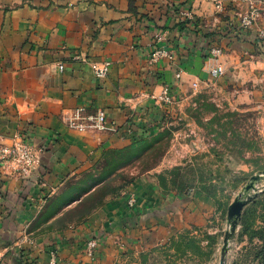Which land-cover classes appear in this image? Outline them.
Returning a JSON list of instances; mask_svg holds the SVG:
<instances>
[{"label":"crops","instance_id":"obj_1","mask_svg":"<svg viewBox=\"0 0 264 264\" xmlns=\"http://www.w3.org/2000/svg\"><path fill=\"white\" fill-rule=\"evenodd\" d=\"M245 8V0H224L221 12L204 0H0V145L18 133L41 150L39 166L27 176L0 170V264H49L51 250L56 264H115L137 239L165 236L159 225L148 229L153 218H202L201 196L161 198L140 185L132 206L128 195L119 196L85 224L17 245L23 234L31 238L26 227L46 198L63 193L105 150L159 126L171 106L149 92L168 84L175 98L185 81L209 78L210 47L222 50L225 73L218 79L264 78V39L257 36L264 12L257 26L242 29L236 13ZM158 45L174 60L149 63ZM103 60L110 62L109 73L97 79L92 64ZM79 105L91 113L103 109L115 130L70 129L68 115ZM88 238L97 241L92 258L84 254Z\"/></svg>","mask_w":264,"mask_h":264},{"label":"rangeland","instance_id":"obj_2","mask_svg":"<svg viewBox=\"0 0 264 264\" xmlns=\"http://www.w3.org/2000/svg\"><path fill=\"white\" fill-rule=\"evenodd\" d=\"M184 84L159 126L139 142L105 150L63 193L46 198L26 227L31 238L23 234L18 242L85 224L141 185L161 198L199 195L206 208L192 221L153 218L148 229L159 225L165 236L137 239L115 264H262L255 255L264 243V178L248 192L242 224L240 214L223 255L221 249L229 205L264 170V78L255 83L230 74Z\"/></svg>","mask_w":264,"mask_h":264},{"label":"built area","instance_id":"obj_3","mask_svg":"<svg viewBox=\"0 0 264 264\" xmlns=\"http://www.w3.org/2000/svg\"><path fill=\"white\" fill-rule=\"evenodd\" d=\"M214 4L216 10L221 12L224 7V0H204ZM246 8L239 10L237 14L238 25L242 29H249L252 26H257L261 15L264 12V0H245ZM188 14V13H185ZM257 36L264 39V28L257 29ZM157 41H161L163 38L161 35L155 36ZM221 48L212 46L208 50V58L205 63V70L210 78L217 79L224 75L225 67L218 60L221 55ZM161 59H167L169 61L174 60V54L171 50L167 49L163 45L155 46L150 54L148 61L149 63H156ZM59 70L63 69V64H58ZM110 68V62L103 60L94 62L92 64V72L95 78L104 79ZM178 77L179 74L177 73ZM198 80L192 82V86L196 87ZM150 97L155 102L170 106L174 97L171 94L170 86L168 84H162L158 92H149ZM67 126L78 132L85 133H101L107 130H115V122L108 121L106 113L103 109L95 110L94 112H88L87 107L79 105L71 111L68 115ZM40 152L39 148H36L33 144L28 142L20 134H13L11 142L8 144L0 145V170L5 174H16L19 176H27L31 174L40 163ZM135 202V196L129 194L127 198L128 205H132ZM23 242H29L27 238L21 239L17 244L19 247ZM97 241L95 238H88L84 245V254L92 258L96 249ZM51 257L49 264H56V254L51 250ZM79 264V263H75Z\"/></svg>","mask_w":264,"mask_h":264},{"label":"water","instance_id":"obj_4","mask_svg":"<svg viewBox=\"0 0 264 264\" xmlns=\"http://www.w3.org/2000/svg\"><path fill=\"white\" fill-rule=\"evenodd\" d=\"M262 178H264V170L259 173H256L250 177V179L243 186L239 194L234 198L227 209V223L228 229L225 231L223 246L221 249V254L223 255L227 249V242L231 234L234 232L237 220L241 214L242 208L248 202V192L255 188L256 183H258ZM20 264V262H19Z\"/></svg>","mask_w":264,"mask_h":264},{"label":"trees","instance_id":"obj_5","mask_svg":"<svg viewBox=\"0 0 264 264\" xmlns=\"http://www.w3.org/2000/svg\"><path fill=\"white\" fill-rule=\"evenodd\" d=\"M142 139H143V138L138 139V140H136V141H134V142H132V143L139 142V141H141ZM104 154H105V153H104ZM242 218H243V212H242V214H241V217L239 218V222H238V223H241V224H242ZM255 257L260 258L262 264H264V243H263V245L261 246V248L259 249V251L256 253Z\"/></svg>","mask_w":264,"mask_h":264}]
</instances>
